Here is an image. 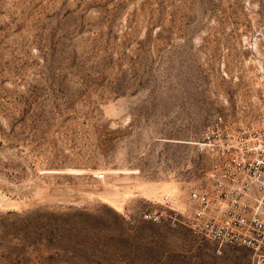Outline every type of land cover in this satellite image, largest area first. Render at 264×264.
I'll use <instances>...</instances> for the list:
<instances>
[{
    "label": "rangeland",
    "instance_id": "rangeland-1",
    "mask_svg": "<svg viewBox=\"0 0 264 264\" xmlns=\"http://www.w3.org/2000/svg\"><path fill=\"white\" fill-rule=\"evenodd\" d=\"M240 125L264 0H0V264H264L180 220Z\"/></svg>",
    "mask_w": 264,
    "mask_h": 264
},
{
    "label": "built area",
    "instance_id": "built-area-1",
    "mask_svg": "<svg viewBox=\"0 0 264 264\" xmlns=\"http://www.w3.org/2000/svg\"><path fill=\"white\" fill-rule=\"evenodd\" d=\"M211 148L214 156L202 180L188 189L190 210L179 211L181 223L211 240L217 250L242 245L264 263V130L240 125ZM95 176L102 179L105 173ZM144 216L176 219L167 208L145 210Z\"/></svg>",
    "mask_w": 264,
    "mask_h": 264
},
{
    "label": "bare ground",
    "instance_id": "bare-ground-1",
    "mask_svg": "<svg viewBox=\"0 0 264 264\" xmlns=\"http://www.w3.org/2000/svg\"><path fill=\"white\" fill-rule=\"evenodd\" d=\"M140 185H142V184H140ZM142 188H143L144 193H147V194H156V193H158L160 191L159 189H161V191L165 190V191H167L169 193L174 191V186H172L170 184H167V183L161 184L159 187L158 186H154V185H149V186H143Z\"/></svg>",
    "mask_w": 264,
    "mask_h": 264
}]
</instances>
